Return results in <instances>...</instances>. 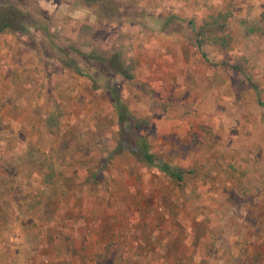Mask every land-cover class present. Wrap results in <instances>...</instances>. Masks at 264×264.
<instances>
[{"label":"rangeland","instance_id":"374dc122","mask_svg":"<svg viewBox=\"0 0 264 264\" xmlns=\"http://www.w3.org/2000/svg\"><path fill=\"white\" fill-rule=\"evenodd\" d=\"M0 1L33 20L0 33V121L24 123L0 133L17 173L0 181V264H264V37L249 33L264 0ZM135 137L195 172L167 184ZM33 150L35 167L14 163Z\"/></svg>","mask_w":264,"mask_h":264},{"label":"trees","instance_id":"16d2710c","mask_svg":"<svg viewBox=\"0 0 264 264\" xmlns=\"http://www.w3.org/2000/svg\"><path fill=\"white\" fill-rule=\"evenodd\" d=\"M31 3L30 0L23 2V6H27ZM219 16L215 17L214 19H212L211 23H215L218 24L219 23ZM29 24H33V20H31L29 18V14H28V9L26 8V11H23L21 9V7L19 8V6H15L14 3H1L0 1V33L3 32H14V31H20L23 34L27 33V26ZM192 24V23H191ZM210 22L206 23L205 25H209ZM220 26H222V23L220 24ZM216 25L214 26V30H213V35L214 33L217 34L216 32ZM211 27H202L199 31H197V35H196V48L199 49L200 51H202V39L203 36L210 34V32H208L207 30H210ZM249 33L251 34H256L257 36L260 37H264V12L261 16V23H259L258 25H252L251 29L249 30ZM109 68L113 71V65L108 64ZM238 68V67H237ZM79 72V71H78ZM119 74L123 75V73H121L120 71ZM125 77L127 78H131L129 75L125 74ZM93 84V88H97V84L96 83H92ZM108 88V87H107ZM110 88V87H109ZM108 88V89H109ZM111 91V90H110ZM111 97H113L116 101V98H119L118 96H116L115 94V90L111 91ZM119 121L123 123L122 125V131L118 134L120 136V138L123 137V133L126 131L124 126H127L128 120H127V114L125 113H119ZM3 122L0 121V133L4 132L5 130L7 131H12L13 133H16V127L18 126L20 128V126H24L23 121H19V122H13L11 124H2ZM9 123V122H8ZM125 142H129V141H118V150L120 148V144L123 143L125 144ZM131 146L129 147V151L131 152V154L134 155V157L138 160L139 164L142 165V167H145L146 169H151L152 167H155L159 170L160 174L162 175L163 179L165 180V182L169 185H174V184H178L180 185L183 180L186 178V175H191L192 173H194V168L193 169H187L185 168L186 163H185V157H183V159H181L182 156H179L176 159L174 158H159L157 155H155V153L151 150L149 143L144 140L143 138L140 137H135L134 141H130ZM2 145V141H0V147ZM104 150V149H103ZM35 150H33L30 153H26L23 158L20 160L17 159L14 161V163L16 165H19L20 163H23V160H25V163L29 166L35 167V165H37L38 163H40L41 161H36V159H39L38 156L35 155ZM105 154V153H104ZM101 154L98 158L99 163H98V167L97 170L94 171V173L89 175V179H86L88 182H94L96 180V175H98V173H102L103 170L107 167L108 164V160L109 157H106V154ZM116 155L115 152H113V154L110 155V158H114ZM188 161V159H187ZM4 160H1V156H0V168L1 170L4 168L6 171L4 176L5 178H7L5 180L4 179H0L1 183L6 182L9 177L11 178L10 174H7V171L12 172V174H17L14 173L15 172V168L11 167L12 165H9L7 163H4ZM7 167V168H6ZM72 173H77V170L72 171ZM48 178L46 177L44 180L38 181L39 182V186L41 187V184L43 183L45 186L48 184ZM7 183V182H6ZM22 184V182H20ZM57 186V188H59L58 185H60V183L55 184ZM55 185H52L50 188H56ZM49 187V185L47 186ZM0 210H2L0 208ZM30 210V209H29ZM1 227V226H0ZM210 236L207 232H205L204 234V238ZM44 239V238H43ZM206 239V238H205ZM200 241L202 240V237L199 238ZM198 243H195V246ZM188 248V252L189 251H193L194 252V246L191 245ZM50 264H56L58 262H62L66 260V255L64 252H59L57 251L54 255H52L50 257Z\"/></svg>","mask_w":264,"mask_h":264}]
</instances>
